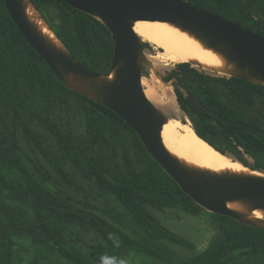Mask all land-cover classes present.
Returning a JSON list of instances; mask_svg holds the SVG:
<instances>
[{"label": "trees", "instance_id": "16d2710c", "mask_svg": "<svg viewBox=\"0 0 264 264\" xmlns=\"http://www.w3.org/2000/svg\"><path fill=\"white\" fill-rule=\"evenodd\" d=\"M30 1L82 65L109 73L113 39L100 21L62 0ZM188 1L264 36V0ZM162 80H173L198 137L264 174V85L188 62ZM179 86L225 121L190 105ZM167 209L207 216L214 234L203 250L189 252L193 243L163 226L157 214ZM102 256L126 264H264V230L195 203L115 112L56 78L0 0V264H99Z\"/></svg>", "mask_w": 264, "mask_h": 264}, {"label": "water", "instance_id": "95a60500", "mask_svg": "<svg viewBox=\"0 0 264 264\" xmlns=\"http://www.w3.org/2000/svg\"><path fill=\"white\" fill-rule=\"evenodd\" d=\"M62 1L96 18L110 32L113 55L108 74L82 65L53 34L30 0H3L24 40L56 78L69 90L115 112L135 131L153 160L195 203L208 212L264 230L263 173L242 164L246 170L214 172L190 166L180 162L165 148L161 129L168 117L144 92L142 71L149 66V61L141 46L144 41L134 32L133 26L136 21L145 20L172 24L193 36L204 48L222 56L224 68L209 70L260 85H264V36L188 0ZM28 8L34 11L35 18L43 22L58 43L41 32L29 17ZM189 63L201 67L195 61ZM179 90L194 108L225 121L190 92L181 86ZM239 125L259 130L248 124ZM257 212L262 217L256 216Z\"/></svg>", "mask_w": 264, "mask_h": 264}, {"label": "bare ground", "instance_id": "6f19581e", "mask_svg": "<svg viewBox=\"0 0 264 264\" xmlns=\"http://www.w3.org/2000/svg\"><path fill=\"white\" fill-rule=\"evenodd\" d=\"M27 13L44 35L57 42L43 22L35 18L32 9L28 8ZM133 30L143 41L159 48L165 59L170 62L195 61L205 69L224 68V60L220 54L204 48L197 39L172 24L161 21H136ZM143 84L145 86L144 81ZM144 92L148 98H153V89L146 87ZM161 139L167 151L187 165L214 172L246 170L239 162L219 153L201 140L190 125L184 124L177 128L168 118L162 126ZM256 216L262 217L259 212Z\"/></svg>", "mask_w": 264, "mask_h": 264}, {"label": "rangeland", "instance_id": "374dc122", "mask_svg": "<svg viewBox=\"0 0 264 264\" xmlns=\"http://www.w3.org/2000/svg\"><path fill=\"white\" fill-rule=\"evenodd\" d=\"M147 43L149 45L144 49V52L146 58L149 61V66L143 68V88L145 89L147 87L153 89V98L149 99L169 118V120L174 123L177 128L184 124L191 126L190 121L187 119L184 112L179 108L174 89L170 85L171 82L164 81V83L161 79L171 69L175 68L177 63L166 60L159 48L149 42ZM195 67L198 68L199 71H203L207 74L222 76L216 71H211L200 66H194V68ZM143 81L145 82V86ZM227 156L233 159V157L229 155ZM157 215L164 227H167L172 232H175L176 234L193 243L195 248L193 250L188 249L189 252H199L203 250L214 234V228L211 226L207 216L204 214L194 217L179 210L167 209L164 212L158 213ZM175 248L177 251L184 249L179 246H175Z\"/></svg>", "mask_w": 264, "mask_h": 264}, {"label": "clouds", "instance_id": "9594fccd", "mask_svg": "<svg viewBox=\"0 0 264 264\" xmlns=\"http://www.w3.org/2000/svg\"><path fill=\"white\" fill-rule=\"evenodd\" d=\"M189 63V62H188ZM191 64V63H190ZM192 65V64H191ZM195 66V65H192ZM199 67V66H198ZM143 72V71H142ZM222 75V74H221ZM162 79V78H161ZM164 82V81H163ZM171 82V86L173 84V80L168 81ZM173 87V86H172ZM109 239L114 240V242L118 243V238H115L112 234H109ZM99 264H126V261L123 259H117L113 256H102L100 258Z\"/></svg>", "mask_w": 264, "mask_h": 264}, {"label": "flooded vegetation", "instance_id": "af4514ba", "mask_svg": "<svg viewBox=\"0 0 264 264\" xmlns=\"http://www.w3.org/2000/svg\"><path fill=\"white\" fill-rule=\"evenodd\" d=\"M175 63H179V62H175ZM178 103V102H177ZM179 108H180V106H179ZM181 109V108H180ZM182 110V109H181ZM186 116V115H185Z\"/></svg>", "mask_w": 264, "mask_h": 264}]
</instances>
